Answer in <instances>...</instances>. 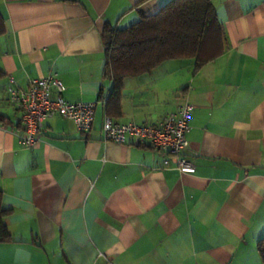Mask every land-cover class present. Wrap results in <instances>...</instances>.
<instances>
[{"label": "crops", "instance_id": "1", "mask_svg": "<svg viewBox=\"0 0 264 264\" xmlns=\"http://www.w3.org/2000/svg\"><path fill=\"white\" fill-rule=\"evenodd\" d=\"M168 1L0 0V190L14 238L0 242V264H264V0H211L224 51L198 69L171 59L124 81L118 121L157 123L194 104V173L148 142L103 138L104 26L130 27ZM50 73L66 100L98 102L95 121L82 132L47 119L27 148L6 87Z\"/></svg>", "mask_w": 264, "mask_h": 264}, {"label": "trees", "instance_id": "2", "mask_svg": "<svg viewBox=\"0 0 264 264\" xmlns=\"http://www.w3.org/2000/svg\"><path fill=\"white\" fill-rule=\"evenodd\" d=\"M7 31L0 12V36ZM104 78L113 81L107 97L106 114L122 113V90L126 78L150 73L171 59H189L196 69L224 51V31L211 0H170L160 10L143 16L127 28L106 23L102 31ZM4 72L0 70V79ZM12 212L3 206L0 190V242L14 241L6 223ZM264 262V237L257 242Z\"/></svg>", "mask_w": 264, "mask_h": 264}, {"label": "built area", "instance_id": "3", "mask_svg": "<svg viewBox=\"0 0 264 264\" xmlns=\"http://www.w3.org/2000/svg\"><path fill=\"white\" fill-rule=\"evenodd\" d=\"M65 89L57 73L34 78L27 86L18 84L13 77L9 78L6 92L10 102L22 112L23 128L19 137L24 147L37 146L45 121L55 116L72 120L82 132L92 129L98 102L68 101L63 95ZM193 109L194 104L184 101L157 123L118 121L105 114L103 138L121 144L131 143L132 140L148 142L166 156V163L173 164L181 172L194 173L195 165L185 155L189 146L187 134Z\"/></svg>", "mask_w": 264, "mask_h": 264}]
</instances>
